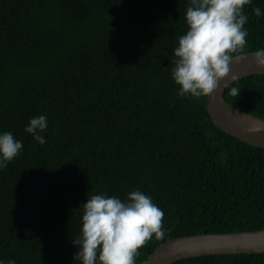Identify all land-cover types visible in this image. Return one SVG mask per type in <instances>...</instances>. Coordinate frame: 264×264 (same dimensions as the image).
<instances>
[{"label": "trees", "instance_id": "obj_1", "mask_svg": "<svg viewBox=\"0 0 264 264\" xmlns=\"http://www.w3.org/2000/svg\"><path fill=\"white\" fill-rule=\"evenodd\" d=\"M190 0H0V134L23 144L0 168V262L75 264L82 204L151 196L165 236L264 230V149L217 128L208 96L181 97L171 63ZM260 8L257 17L253 9ZM244 51L264 49V0L244 8ZM225 99L264 120V75ZM47 118L41 145L25 128ZM80 264V262H76ZM173 264H264V254Z\"/></svg>", "mask_w": 264, "mask_h": 264}, {"label": "clouds", "instance_id": "obj_2", "mask_svg": "<svg viewBox=\"0 0 264 264\" xmlns=\"http://www.w3.org/2000/svg\"><path fill=\"white\" fill-rule=\"evenodd\" d=\"M251 0H190L186 10L187 31L179 37L171 63L172 79L180 87L179 95L195 98L210 96L220 83L230 76V65L247 58L244 51L248 36V17L244 8ZM257 17L260 8L253 9ZM252 56L255 64L264 68V49ZM237 83L236 75L230 77ZM232 96H239L237 87L224 84ZM44 115L33 117L25 128L41 145L46 143L40 133L47 128ZM23 144L11 132L0 134V168H5L22 151ZM80 235L72 239L78 248L75 264H135L139 250L153 236H165L164 212L140 190L131 191L126 200L106 194H96L82 204ZM3 264V262H0ZM8 264H15L14 260Z\"/></svg>", "mask_w": 264, "mask_h": 264}, {"label": "water", "instance_id": "obj_3", "mask_svg": "<svg viewBox=\"0 0 264 264\" xmlns=\"http://www.w3.org/2000/svg\"><path fill=\"white\" fill-rule=\"evenodd\" d=\"M252 54H247L239 64L230 65V76L208 96L207 111L217 128L244 143L264 149V120L231 106L224 97V84L231 85V75H236L239 80L264 75V68L255 64ZM242 254H264V230L170 238L143 264H173L190 258Z\"/></svg>", "mask_w": 264, "mask_h": 264}]
</instances>
